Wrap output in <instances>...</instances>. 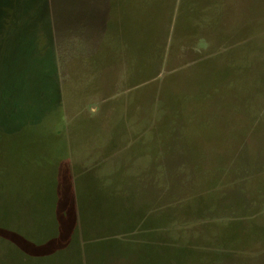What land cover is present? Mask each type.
<instances>
[{"label":"rangeland","instance_id":"1","mask_svg":"<svg viewBox=\"0 0 264 264\" xmlns=\"http://www.w3.org/2000/svg\"><path fill=\"white\" fill-rule=\"evenodd\" d=\"M180 3L0 0L1 31L44 35L53 53L58 48L98 54L89 61L62 55L56 63L59 107L27 129L28 140L0 141L2 150L14 152L9 173L24 155L29 183L56 177L72 181L80 202L84 264H133L125 244H90L114 225L136 222V216L149 212L143 208L144 183L133 182L149 174L158 175L160 184L150 182L148 191H160L162 203L146 222L176 230L185 239L182 254L191 255L188 264H264L253 246L264 240V45L263 64L246 58L245 49L240 54L244 68L237 69L241 60L234 63L216 50L187 69L191 58L168 48ZM260 11L264 16V2ZM256 34L259 47L264 32ZM167 49L168 61L161 64ZM111 184L119 186V195L111 193ZM234 239H239L237 260L230 255L216 263L202 246H232ZM139 264L147 263L140 259Z\"/></svg>","mask_w":264,"mask_h":264},{"label":"trees","instance_id":"2","mask_svg":"<svg viewBox=\"0 0 264 264\" xmlns=\"http://www.w3.org/2000/svg\"><path fill=\"white\" fill-rule=\"evenodd\" d=\"M3 12L4 8L0 5V17ZM3 26L4 21H0V29ZM7 26L11 28L12 23ZM44 41V35L33 38L27 34L16 36L0 30V141L9 136L27 138V129L59 107L57 58ZM31 45L34 47L30 48ZM161 57L159 53V59ZM89 60L91 58L85 61ZM2 149L0 264H84L81 227L79 230L78 225L80 202H76L72 181L67 177H56L47 182L38 177L29 183L26 178L28 165L23 164L24 155L16 164V167L19 166L16 171L9 173L12 169L8 172L7 168L14 167V152L7 154ZM5 172L9 174L8 180L3 179L7 174ZM20 175L25 180L18 181ZM104 235L90 246L106 242L116 246L110 236ZM253 246L257 247V254L264 255L263 238ZM117 253L115 251L113 255L117 256ZM85 256L88 257L87 254Z\"/></svg>","mask_w":264,"mask_h":264},{"label":"crops","instance_id":"3","mask_svg":"<svg viewBox=\"0 0 264 264\" xmlns=\"http://www.w3.org/2000/svg\"><path fill=\"white\" fill-rule=\"evenodd\" d=\"M263 2L264 0H182L179 12L175 17L172 44H169L168 48L172 45L173 55L184 53L191 58L186 66L187 69L188 67L195 68V65L206 62L216 50L225 51V54L232 57L234 63H236L235 59L241 60L242 62L236 63L238 65L237 69L241 68L243 70L244 68L245 60L240 57V54L243 53L242 55H244L245 49H248L246 51L249 54L246 58L250 56V61H254L255 64L259 62L263 64L262 44L264 45V42L262 41L259 47H256L258 43L256 33L260 31L261 35L264 32V16L260 11ZM250 45H254L253 48H248ZM54 50L57 63L62 55H66L68 60L78 58L85 61L97 54L80 51L65 52L58 48ZM169 53L170 49H167L163 54L161 64L166 65ZM63 59L65 58L63 57ZM252 68L255 71V67ZM250 91L254 98L258 95L255 93V87H252ZM156 164L160 166L162 162L157 161ZM165 170L166 168L162 165L161 171H163V174ZM157 176L154 175L153 178L149 174L133 177V182L144 183L142 192L147 196L145 197L147 202L143 201V208H147L149 212L147 214L142 213L143 215L141 214L139 218L136 216V222H127L123 226L114 225L112 232L104 236H110L111 241L116 246L125 244L128 251L127 258L128 256L131 257L133 264H139L140 259H144L147 264H183V262L188 264L187 258L191 255L184 256L182 254V236L168 225L158 222L152 224L146 222L147 215L150 216V213L155 214L162 203V193L160 191L153 193L148 191V189L150 190V182L153 181L155 186L160 184L155 180ZM159 177L164 181L165 175ZM110 188L113 195L121 193L118 185L111 184ZM234 219L239 220L240 218L235 216ZM99 237H102V235ZM238 240L234 239L232 246L230 242L215 246L207 242L202 246L210 249L211 256L215 259L212 260L216 263H219V261L227 262L230 255L235 260L240 256ZM192 241L195 243L194 240Z\"/></svg>","mask_w":264,"mask_h":264}]
</instances>
